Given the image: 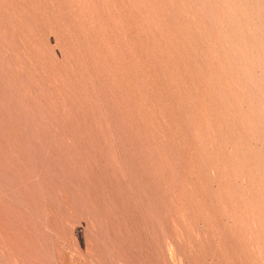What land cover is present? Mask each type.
Returning <instances> with one entry per match:
<instances>
[{"label":"rangeland","instance_id":"obj_1","mask_svg":"<svg viewBox=\"0 0 264 264\" xmlns=\"http://www.w3.org/2000/svg\"><path fill=\"white\" fill-rule=\"evenodd\" d=\"M0 264H264V0H0Z\"/></svg>","mask_w":264,"mask_h":264}]
</instances>
